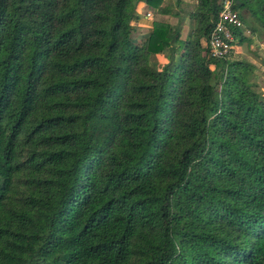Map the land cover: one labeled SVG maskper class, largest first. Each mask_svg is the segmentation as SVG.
<instances>
[{
	"label": "trees",
	"instance_id": "trees-1",
	"mask_svg": "<svg viewBox=\"0 0 264 264\" xmlns=\"http://www.w3.org/2000/svg\"><path fill=\"white\" fill-rule=\"evenodd\" d=\"M222 2L0 0V264H264V95L208 55Z\"/></svg>",
	"mask_w": 264,
	"mask_h": 264
},
{
	"label": "rangeland",
	"instance_id": "rangeland-1",
	"mask_svg": "<svg viewBox=\"0 0 264 264\" xmlns=\"http://www.w3.org/2000/svg\"><path fill=\"white\" fill-rule=\"evenodd\" d=\"M168 4L173 6L176 10H178V7H176V0H165ZM183 13L182 14V34L183 37H185L193 28L194 22L193 20L188 16V12L193 9L192 3H183ZM185 7V8H184ZM151 14V19L156 16V9H149L145 8L142 10V13H139L140 16L143 14L146 15L147 13ZM160 20L163 22H169L171 24H176L178 22L177 18L172 15H165L161 16ZM148 34V33H147ZM145 34V35H147ZM246 34H248L246 32ZM239 46V45H238ZM233 59H243L246 61H249L256 65V77L255 80L258 84L257 90L260 93H263L264 95V34L256 31L254 35H252V41L251 44L249 43H243L238 48H234V52L231 56ZM157 60L161 61L163 60V57L161 54L157 55ZM215 68V66H213Z\"/></svg>",
	"mask_w": 264,
	"mask_h": 264
},
{
	"label": "built area",
	"instance_id": "built-area-1",
	"mask_svg": "<svg viewBox=\"0 0 264 264\" xmlns=\"http://www.w3.org/2000/svg\"><path fill=\"white\" fill-rule=\"evenodd\" d=\"M233 0H223L218 14V21L209 35L207 46L208 55L211 58H228L232 56L234 48H238V37L234 31L243 29V34L249 31L245 29L239 13L232 8ZM146 18L151 17L148 12ZM247 35V34H246Z\"/></svg>",
	"mask_w": 264,
	"mask_h": 264
},
{
	"label": "crops",
	"instance_id": "crops-1",
	"mask_svg": "<svg viewBox=\"0 0 264 264\" xmlns=\"http://www.w3.org/2000/svg\"><path fill=\"white\" fill-rule=\"evenodd\" d=\"M145 8V4L140 2L138 5L137 16L131 21V24L134 28V33L136 36H138V38L149 33L152 28L151 17L146 18L144 14L142 16L139 15V13H142V10Z\"/></svg>",
	"mask_w": 264,
	"mask_h": 264
}]
</instances>
